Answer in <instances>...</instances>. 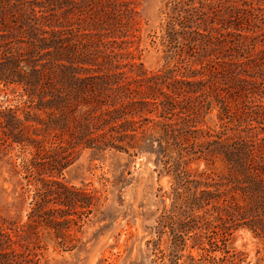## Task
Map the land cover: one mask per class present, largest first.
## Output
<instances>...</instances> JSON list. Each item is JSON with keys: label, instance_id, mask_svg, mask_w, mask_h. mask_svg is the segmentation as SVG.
I'll return each instance as SVG.
<instances>
[{"label": "trees", "instance_id": "trees-1", "mask_svg": "<svg viewBox=\"0 0 264 264\" xmlns=\"http://www.w3.org/2000/svg\"><path fill=\"white\" fill-rule=\"evenodd\" d=\"M137 5L0 0V86L26 98L0 108V153L31 148L35 185L25 224L0 216V264H39L40 230L76 248L106 193L64 181L85 151L154 154L172 177L151 264H242V229L264 264V0H171L157 72L136 61Z\"/></svg>", "mask_w": 264, "mask_h": 264}, {"label": "rangeland", "instance_id": "rangeland-1", "mask_svg": "<svg viewBox=\"0 0 264 264\" xmlns=\"http://www.w3.org/2000/svg\"><path fill=\"white\" fill-rule=\"evenodd\" d=\"M170 1L138 0L135 28L139 38L134 54L136 61L150 72L171 68L175 63L167 59L160 41L169 7L173 8ZM2 90L0 86V108L25 107V97ZM216 115L217 111L213 110L205 118V126L214 128L218 124ZM31 158V148L22 150L14 146L6 155L0 153V216L19 226L28 221L32 209L35 185L26 173ZM155 160L156 156L150 153L130 157L112 152L98 156H93L91 151L83 152L64 172L63 178L76 187L88 185L100 190L105 186L99 211L84 218L77 233L80 242L74 250L59 248L40 230L43 248L39 264H151L153 257L147 241L154 240L152 228L163 209L169 207L166 194L172 182V177ZM204 168L202 162L189 166V170L198 172ZM261 247L245 229L233 236L232 248L244 254L242 264H253Z\"/></svg>", "mask_w": 264, "mask_h": 264}]
</instances>
